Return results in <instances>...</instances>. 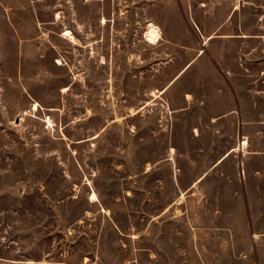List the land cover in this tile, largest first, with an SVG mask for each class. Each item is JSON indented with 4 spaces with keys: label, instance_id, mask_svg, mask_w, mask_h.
<instances>
[{
    "label": "rangeland",
    "instance_id": "1",
    "mask_svg": "<svg viewBox=\"0 0 264 264\" xmlns=\"http://www.w3.org/2000/svg\"><path fill=\"white\" fill-rule=\"evenodd\" d=\"M0 264H264V0H0Z\"/></svg>",
    "mask_w": 264,
    "mask_h": 264
},
{
    "label": "bare ground",
    "instance_id": "2",
    "mask_svg": "<svg viewBox=\"0 0 264 264\" xmlns=\"http://www.w3.org/2000/svg\"><path fill=\"white\" fill-rule=\"evenodd\" d=\"M103 22H105V19H103ZM147 37H148V40L157 41L159 39V33H158V31L156 29H151L149 31V34L147 35ZM65 38H66V36H65ZM163 92H164V90L161 91V93H163ZM91 198L92 199H96V194L92 193Z\"/></svg>",
    "mask_w": 264,
    "mask_h": 264
}]
</instances>
